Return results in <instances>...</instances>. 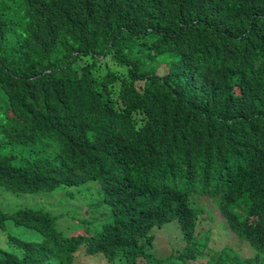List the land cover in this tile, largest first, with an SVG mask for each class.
Returning a JSON list of instances; mask_svg holds the SVG:
<instances>
[{
    "label": "trees",
    "instance_id": "trees-1",
    "mask_svg": "<svg viewBox=\"0 0 264 264\" xmlns=\"http://www.w3.org/2000/svg\"><path fill=\"white\" fill-rule=\"evenodd\" d=\"M0 186L51 192L99 181L113 217L63 235L44 208L0 210V264H264V0H0ZM214 200L251 253L208 247ZM176 220L182 248L149 251Z\"/></svg>",
    "mask_w": 264,
    "mask_h": 264
},
{
    "label": "rangeland",
    "instance_id": "rangeland-1",
    "mask_svg": "<svg viewBox=\"0 0 264 264\" xmlns=\"http://www.w3.org/2000/svg\"><path fill=\"white\" fill-rule=\"evenodd\" d=\"M21 148L7 147L0 155L18 153ZM194 203L203 207V214L199 216L198 230L201 234L208 231L210 241L208 247L220 250L229 246L238 250L242 256L251 251L247 243L236 237L226 226L214 200L208 197L194 198ZM44 208L54 216V227L63 235L72 233H97L102 224L113 217L110 207L102 198L99 181L89 178L81 185L61 187L51 192L22 193L5 189L0 186V210L13 212L22 208ZM154 235V241L149 251L157 257H165L182 248L181 232L176 220H170L163 225H155L149 230ZM16 235L23 239H40L41 233L25 225L7 218L0 227V254L4 250L13 248L9 235ZM197 261L187 260L171 264H196ZM43 264H58V258H51ZM74 264H124L118 257L108 260L102 256L86 255L84 247L74 253ZM137 264H147L146 260H139Z\"/></svg>",
    "mask_w": 264,
    "mask_h": 264
}]
</instances>
